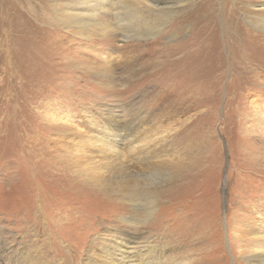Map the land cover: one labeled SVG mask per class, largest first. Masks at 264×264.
<instances>
[{
    "label": "rangeland",
    "instance_id": "1",
    "mask_svg": "<svg viewBox=\"0 0 264 264\" xmlns=\"http://www.w3.org/2000/svg\"><path fill=\"white\" fill-rule=\"evenodd\" d=\"M8 1L41 41L39 52L31 50L39 70L24 86L11 71L20 37H9L15 52L0 46V264H86L116 240H128L123 255L140 250L157 264H246L242 239L264 237V127L243 103L227 102L228 70L198 106L187 100L198 86L176 89L166 49L198 29L180 27L192 8H176L153 36L124 40L115 30L99 34L98 25L88 34L66 32L62 0ZM212 3L209 39L220 42L227 61L232 27L222 0ZM255 87L264 93V81ZM105 115L120 135L112 148L90 143L105 131ZM120 166L133 170L129 184ZM135 191L140 209L130 201ZM146 199L154 210L148 220Z\"/></svg>",
    "mask_w": 264,
    "mask_h": 264
},
{
    "label": "bare ground",
    "instance_id": "2",
    "mask_svg": "<svg viewBox=\"0 0 264 264\" xmlns=\"http://www.w3.org/2000/svg\"><path fill=\"white\" fill-rule=\"evenodd\" d=\"M2 1L4 3H0V46H8L7 49L9 52H15V42H11V38L9 37H11L14 32L20 37V43L16 44H18V47L22 50H20L17 56L14 55L10 57L14 65L11 71L15 77L23 80L22 86H24L28 84L31 75L35 76L33 73L39 70L37 67L39 57L36 56L35 53L31 54V50L33 52L40 51L37 42L39 40L41 41V39L35 38L34 33H36V29L31 23L23 19L20 13L22 11L19 10L20 6L12 4L11 1L9 2L8 0ZM16 2H20V0ZM185 3H187L192 10L188 11L185 16L180 18V22L184 23V25L181 24L180 27L191 26L198 29L194 32L191 39L166 49V51H170L168 53L172 56V59L168 61L167 64L170 67V79L172 78L176 87L180 88L176 89H182L183 91L184 87L189 89L192 86H198L197 90H201L205 87H211L212 91H209L208 94L197 92V90L195 91L193 89L191 95H188V101L196 100L192 102L193 104L191 107L198 106L200 103L207 102L208 96L214 97V94L218 92L219 79L222 77L223 72L228 70L230 71L229 85L224 91L227 96V102H235V104L243 103L245 107L249 109L250 113L254 112V116L252 117L255 118V122L264 127V109H257L256 107L259 101L264 102V93H261V91L255 87L257 83L264 81V76L262 74V69H264V35L254 34L249 29V25H252L264 31V0H222L221 8L223 9V20L226 18L225 20L229 21L233 33L232 37L227 40L230 52L227 61L223 60L220 42L209 39V35L214 33L213 28L210 30L214 22V17L212 15L215 13L213 12L212 0H62V3H59L63 6V8H59L60 12L63 11V19H61L60 24H62L64 30L69 33L73 29V31L81 29L88 34L91 31L93 32L94 29H97L95 31L104 35L109 30H115L121 32V36L124 40L139 36L142 31L147 35L153 36L162 31L163 26L168 22V18L173 16L176 8L181 7ZM3 4H5V7H3ZM168 4L170 5L168 6ZM165 13L170 15L165 16ZM102 14L107 16L105 22H99L97 19L98 15L100 16ZM158 15H160V17ZM153 16L156 18H152ZM153 20L156 23L152 24ZM255 20H257L259 24L255 23ZM95 25L98 26L93 29ZM112 26L114 28H112ZM197 34H199L200 37L196 36ZM1 36H3L4 39H1ZM199 39L204 42L202 43L203 45H197L199 48L193 50V47L196 46L195 44L200 43ZM205 43L207 44L204 45ZM192 50L196 52L192 53ZM174 55H177V57L174 58ZM108 61L109 60H106V63H108ZM205 77H213L214 81L211 80V83H206ZM203 91L204 90H202V92ZM248 93L255 96L251 101H248ZM244 96H246L245 99ZM84 114L85 117H89V122L93 120L90 114H86V112H84ZM106 114L111 115V111L108 113L106 112ZM105 117L103 118V128L105 131L91 136L92 141L89 142L97 146H109V148H112L115 146L114 141L119 140L120 135H118L117 132H115L117 130L111 126L113 121L109 120V116L105 115ZM114 122L118 123L117 120ZM128 143L129 148H135V140H129ZM149 157L151 156H148V158ZM149 164H152V161ZM120 169L121 173L118 169H113V172L118 171L124 176L121 182L129 184V182L132 181V174H134L132 173L133 170L129 167L121 166ZM138 196L139 193L136 191L130 195L131 202L133 201L134 203L137 201L132 204L133 209L142 207L141 200L137 198ZM146 204L148 207L144 208L146 211L144 217L148 220L154 210L152 202L147 200ZM130 221L131 218H129L128 222ZM126 241L116 240L114 244L108 247L103 246L101 248V253L95 254L94 256H92L94 253L93 250L91 252L92 255L90 254L87 257L88 261L86 264H157L152 261L154 258L145 259L140 250L137 249L138 247L136 248L138 251H135V253H132L130 248V254L128 252V254L123 255L119 251L120 249H128V247L124 246V244L127 245ZM242 241H244L245 244L239 247L242 248L241 246H243V248L245 247L247 250L241 255L245 249H240L239 255L243 256L242 259L245 263L264 264V237H258L253 233L250 238H243ZM117 252L120 253V255H118ZM149 257H153V255ZM185 261V264H192L188 262V259Z\"/></svg>",
    "mask_w": 264,
    "mask_h": 264
},
{
    "label": "water",
    "instance_id": "3",
    "mask_svg": "<svg viewBox=\"0 0 264 264\" xmlns=\"http://www.w3.org/2000/svg\"><path fill=\"white\" fill-rule=\"evenodd\" d=\"M224 202H225V200H224Z\"/></svg>",
    "mask_w": 264,
    "mask_h": 264
}]
</instances>
